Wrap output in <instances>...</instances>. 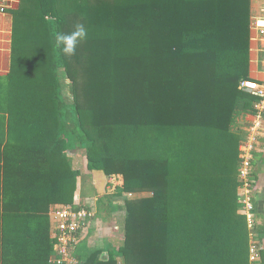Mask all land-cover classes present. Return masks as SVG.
<instances>
[{"label": "trees", "instance_id": "1", "mask_svg": "<svg viewBox=\"0 0 264 264\" xmlns=\"http://www.w3.org/2000/svg\"><path fill=\"white\" fill-rule=\"evenodd\" d=\"M8 12L0 264H50L53 243L37 220L26 227L43 211L26 195L58 185L59 205L86 207L79 151L88 172L122 177L118 195L146 194L123 200L118 246L76 248L81 264H249L238 149L257 101L239 89L250 0H19ZM77 25L85 35L65 55L56 37Z\"/></svg>", "mask_w": 264, "mask_h": 264}, {"label": "crops", "instance_id": "2", "mask_svg": "<svg viewBox=\"0 0 264 264\" xmlns=\"http://www.w3.org/2000/svg\"><path fill=\"white\" fill-rule=\"evenodd\" d=\"M18 3L19 0H6L4 5L6 11L0 13V78L5 76L10 68L12 17L8 11L15 9ZM262 9H264V0H250V17L257 15ZM250 77V81H264V43L250 44ZM79 152H71L69 153V157L71 159L73 171H78L81 176L82 171L79 167ZM252 170L254 181L252 189L255 213L254 231L260 244L264 245V129L254 152ZM87 175L92 177L91 185L93 187V193L91 197L85 196L82 201L84 204L89 201H91V204L94 203L96 214L95 217L88 222L87 227L82 230L77 250L83 247L89 250H100L102 255L105 256L110 248L118 246L122 238L123 214L120 213H122L121 205L123 200L140 197H138L139 194L118 195L116 191L108 193L106 191L107 176L99 171L87 172ZM80 176L77 178L75 196H81L82 193V178ZM17 184L18 182H16L15 185ZM37 186H39L40 190H37V192H29L26 195V200H29V202L33 204L38 201L43 215L41 214L39 218L35 216L30 218L26 227L31 228V225L33 226L35 220H37L40 223V230H43V233H46L47 238L52 242L51 233L53 221L50 213L56 206H61L57 203L60 199L57 192L59 186L52 184H38ZM39 188L34 187V190ZM12 196H17V200L21 197L20 193H14ZM141 196H146V194H141ZM98 198L99 201H97ZM262 264H264L263 260Z\"/></svg>", "mask_w": 264, "mask_h": 264}, {"label": "built area", "instance_id": "3", "mask_svg": "<svg viewBox=\"0 0 264 264\" xmlns=\"http://www.w3.org/2000/svg\"><path fill=\"white\" fill-rule=\"evenodd\" d=\"M5 2L6 0H0V13L6 11L4 9ZM249 30L250 44L264 43V9L257 15L250 17ZM239 89L246 90L257 98L253 105L254 112L249 116V119L245 122L246 126L243 128L245 136L239 144L238 191L241 214L246 219L249 233L248 262L249 264H262L261 252L264 251V245L260 244L254 231L252 161L264 129V81L244 80L240 82ZM122 183L121 176H109L106 191L113 193L118 187H121ZM78 205L79 197H76L74 205L56 206L51 210L53 254L49 258L50 264H81L74 253L80 242L82 230L95 217L96 208L94 205L92 206L93 210L81 206L76 209L75 206L78 207Z\"/></svg>", "mask_w": 264, "mask_h": 264}, {"label": "rangeland", "instance_id": "4", "mask_svg": "<svg viewBox=\"0 0 264 264\" xmlns=\"http://www.w3.org/2000/svg\"><path fill=\"white\" fill-rule=\"evenodd\" d=\"M62 81L66 84L65 89H64V95L66 96L67 99H69V95H70L69 81L66 78H62ZM242 121H243V123H245L247 120L242 119ZM79 154H80L79 155V159H80L79 167H80V170L82 171V196L83 197H85V196L91 197V195L93 193V187L91 185V178L92 177L90 175H87L88 171L86 169V161H85L84 153L82 151H80ZM138 197H142L141 194H139ZM97 201H99V198ZM97 201H96V203H97ZM92 206H94V203L91 204V201L86 203L87 209L93 210ZM120 214H123V211Z\"/></svg>", "mask_w": 264, "mask_h": 264}, {"label": "clouds", "instance_id": "5", "mask_svg": "<svg viewBox=\"0 0 264 264\" xmlns=\"http://www.w3.org/2000/svg\"><path fill=\"white\" fill-rule=\"evenodd\" d=\"M85 30L83 25H77L76 31L72 34H58L56 37L57 45L65 55H74L79 40L76 37L83 38Z\"/></svg>", "mask_w": 264, "mask_h": 264}]
</instances>
